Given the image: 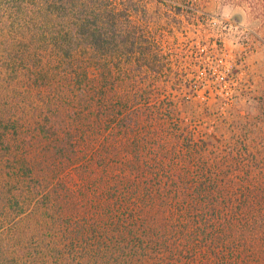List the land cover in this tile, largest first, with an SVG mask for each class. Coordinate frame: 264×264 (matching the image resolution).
Segmentation results:
<instances>
[{
  "label": "trees",
  "instance_id": "obj_1",
  "mask_svg": "<svg viewBox=\"0 0 264 264\" xmlns=\"http://www.w3.org/2000/svg\"><path fill=\"white\" fill-rule=\"evenodd\" d=\"M142 5L0 0V264H264L252 109L228 124L235 145H194L175 127L183 153H151L158 129L125 111L145 94L110 84L155 68ZM163 105L147 117L172 120Z\"/></svg>",
  "mask_w": 264,
  "mask_h": 264
},
{
  "label": "rangeland",
  "instance_id": "obj_2",
  "mask_svg": "<svg viewBox=\"0 0 264 264\" xmlns=\"http://www.w3.org/2000/svg\"><path fill=\"white\" fill-rule=\"evenodd\" d=\"M176 1L141 0L140 41L147 50L152 46L157 56L154 69L145 65L133 72L137 64L131 72L125 69L127 80L113 73L110 84L116 94H145L125 111L141 112L143 125L158 129L151 153L160 148L183 153L184 142L175 138V127L194 145L203 140L211 148L235 145L240 132L228 124L251 108V132L244 141L252 151L263 149L264 107L257 104L258 99L264 102V0H180L189 6L181 13L173 7ZM111 67L115 70L113 63ZM160 103L166 104L165 110L172 108V120L147 117Z\"/></svg>",
  "mask_w": 264,
  "mask_h": 264
}]
</instances>
